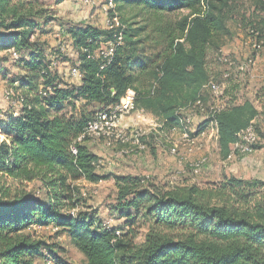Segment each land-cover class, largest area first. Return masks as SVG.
Masks as SVG:
<instances>
[{"label":"trees","instance_id":"16d2710c","mask_svg":"<svg viewBox=\"0 0 264 264\" xmlns=\"http://www.w3.org/2000/svg\"><path fill=\"white\" fill-rule=\"evenodd\" d=\"M231 1L112 0L116 12L135 8L140 13L186 11L187 15L174 28L159 27L162 50L154 65H148V59L139 54L150 40L142 34L144 27H129L128 33L120 21L122 44L109 60L97 52L101 44L114 41L113 32L90 26L69 30V41L77 53L74 68L80 78L77 86H67L60 75L50 72L51 64L40 43L32 41L42 19L37 0H0V53L17 56L16 66L24 74L17 89H25L30 96L21 103L18 116L0 117L4 137L0 142V179L38 182L47 195V205L30 193L11 197L0 183V264H68L60 257L57 243L45 244L25 234L30 225L53 227L64 234L83 256L82 264H264V202H256L253 209H233L210 204L195 186L138 191L143 180L117 178L121 208L141 210L149 223L140 246L129 234L105 229L98 219L69 212L77 210L82 200L72 183L83 178L97 184L102 179L95 173L99 159L84 146L86 140L76 142L97 113L66 117V107L74 108L79 102L101 111L117 105L130 89L137 94V110L152 115L167 130L173 129L178 108L197 99L208 102L207 94L201 92L210 81L206 57L209 49L218 50L221 39L229 36L226 22ZM256 6L264 11L263 0ZM251 28L263 40L261 29ZM144 83L146 87L139 89ZM259 118L249 101L235 104L230 100L214 115L222 160L228 158L236 135L252 123L257 137H263L257 127ZM243 184L231 179L223 189ZM129 196L132 198L125 202Z\"/></svg>","mask_w":264,"mask_h":264},{"label":"rangeland","instance_id":"374dc122","mask_svg":"<svg viewBox=\"0 0 264 264\" xmlns=\"http://www.w3.org/2000/svg\"><path fill=\"white\" fill-rule=\"evenodd\" d=\"M106 1L92 0L89 4H78L75 0H37V11H40L42 19L39 20L40 26L34 31L32 41L40 43L47 61L51 64L50 72L60 75L67 86L79 84V79L71 75V70L77 61V53L71 46L68 32L71 29L86 26L105 30L106 16L103 9ZM257 3L258 0L231 1L226 22L229 36L221 39L218 50L209 49L206 59L210 80L217 83L220 89V92L215 95L207 93L211 99H209L210 102L215 107L224 109L229 105V97L232 96L230 92L225 94V91L230 81L234 82L230 83L231 92L234 87L242 86V92L232 99L237 100L235 104L249 101L257 107L260 113L257 127L263 137L258 134L259 141L255 152L243 157L235 156L222 160L217 144L213 143L212 139L206 138L201 139L203 147L200 150L188 152L186 148L179 146L178 156L173 157L170 155L171 145L166 138H160L154 134L159 131L156 127L161 126L158 119L137 110L123 119V125H125L126 130H124L127 137L136 129L144 133H152L141 141L145 150L139 155H118L124 148L119 143L108 145L107 141L102 138L88 139L84 146L92 154L98 155L96 157L99 163L95 173L102 180L97 184H91L81 178L72 183V186L80 192L82 200L78 209L70 210V214L78 211L89 218L98 219L103 226L107 223V226L118 229L122 234H129L134 238V244L140 246L144 241L149 223L141 210L136 212L133 209L121 208L123 202L118 200L117 178L128 177L143 180L144 184L137 189L138 191L151 189V187L171 189L195 186L210 204L224 205L233 209L244 207L253 209L256 202H264V11L256 6ZM117 15L126 25L128 33L129 27L131 29L145 28L142 34L150 36V40L144 43L143 51L139 54L148 59V65L150 63L154 65L158 53L162 50L158 34L159 27L174 28L175 23L187 15V12L155 15L144 11L140 13V9L125 8L124 11H117ZM100 20L104 22H99ZM252 26L261 29L263 35L261 45L256 50L253 49L252 41L246 34L247 28ZM109 50V43H103L97 55L100 51L108 52ZM233 51L236 53L234 54ZM13 54L12 52L0 53V117H5L8 113L12 114L15 111L20 112L23 107L21 103L6 100V91L11 90L15 97L23 98L26 102L30 100L25 89H17L20 85L19 79L24 74L16 66ZM219 56L235 64L244 63L252 58L255 65L244 74L236 78L231 77L228 81L223 79V73H227L229 67L217 61ZM258 63H261L262 68L256 72L255 69L260 66ZM144 87H146L145 83L138 86L139 89H144ZM72 107L67 106L64 110L66 117H77L81 112L94 115L101 109L95 105H85L79 102H75L74 108ZM192 121H194V127L199 123L197 118ZM2 141L4 137L0 134V142ZM201 157H205L207 162L200 172L195 174L192 166ZM231 179L244 184L238 188L226 185L223 189V185ZM0 183L9 190L11 197L18 192L30 193L31 197L47 205L45 202L47 195L38 182L25 184L5 178L0 179ZM131 198L132 196L127 197L125 202ZM25 234L45 244L57 243L61 251L60 257L68 264H82L84 261L83 256L70 244L67 237L60 232L58 234L53 227L30 225L26 228Z\"/></svg>","mask_w":264,"mask_h":264},{"label":"built area","instance_id":"2783aa9c","mask_svg":"<svg viewBox=\"0 0 264 264\" xmlns=\"http://www.w3.org/2000/svg\"><path fill=\"white\" fill-rule=\"evenodd\" d=\"M75 2L78 4H89L92 3V0H75ZM103 10L106 16L105 30L114 33V41L109 43L110 50L108 52L100 51L98 56L109 60L113 55L114 49L122 44V30L124 27L120 23V19L115 11L112 0H107ZM246 34L250 37V41H252L253 49H259V46L261 45V40L258 39L259 33L254 28L248 27ZM219 55H221V52H219ZM221 56H219L217 61L222 62L229 67L227 73H223L224 80L229 81L231 80V77L236 78L255 65V61L252 58L247 59L244 63L235 64L229 59H225ZM13 57L14 59L17 58L15 54H13ZM71 75L74 78H80L79 72L76 68L71 70ZM201 92L210 93L212 95L218 94L220 92L219 85L210 80L202 86ZM5 98L12 103H23V98L15 97L11 90L5 92ZM136 98L137 94L134 90H127L124 97L117 105L109 106L106 109L97 112L94 118L87 123L83 134L76 140V142L80 143L83 140L87 141L88 139L95 140L102 138L107 141L108 145H111V143H119L124 147L118 155H139L143 153L145 146L141 141L143 138H148L152 133H144L141 130L136 129L129 137H127L125 134V125H123L124 118L128 117L133 112H137V109L135 108ZM210 100L207 104H204L201 99H197L194 103H189L185 107L178 108L176 110L177 126L173 129L167 130L162 124L161 126L156 127L159 131L154 134H157L160 138H166V141L171 145V156H178L179 146L186 148L188 152L200 150L203 147L201 139H212L213 142L217 144L218 132L213 117L216 113L223 110V108L219 109L215 107ZM194 118L199 120L196 127H194V121H192ZM206 121H208V124L204 127V130L195 135V133L199 131L200 126ZM257 143L258 137L255 132L254 123H252L249 127L236 135V142L231 147L227 159H231L235 156L243 157L252 154L253 147H255ZM71 153L75 155L76 151L72 149ZM206 162L207 159L201 157L192 166L193 173L196 174L200 172ZM71 215L74 216V212H71ZM104 228L109 229L110 227L107 226L106 223L104 224Z\"/></svg>","mask_w":264,"mask_h":264},{"label":"crops","instance_id":"0c3cea01","mask_svg":"<svg viewBox=\"0 0 264 264\" xmlns=\"http://www.w3.org/2000/svg\"><path fill=\"white\" fill-rule=\"evenodd\" d=\"M99 22H104L103 20H100ZM234 52V54L236 53L235 51H233ZM206 59H207V57H206ZM258 64H260V66H258V69H255V71L257 72L258 70H261V68H262V66H261V63H258ZM264 66V65H263ZM207 68V67H206ZM232 81H230L228 84H227V88H226V92H225V94H229V92H230V95L232 96V97H229V100H232L233 98H236V97H238V95L242 92V86H237V87H234V90L231 92L229 89H230V83H231ZM232 83H234V82H232ZM231 83V84H232ZM207 94V93H206ZM207 98H208V100L210 99V97L207 95ZM222 99H224V97L222 98ZM237 100H234V103L236 102ZM251 103V102H250ZM238 104H240V103H238ZM253 104V103H252ZM254 106V105H253ZM255 107V106H254ZM256 109H257V107H255ZM257 111H258V109H257ZM259 112V111H258ZM18 114H19V112L18 111H15V112H13L12 114H10V113H8V115H14L15 117L16 116H18ZM214 143V142H213ZM95 156H98L97 154H94Z\"/></svg>","mask_w":264,"mask_h":264}]
</instances>
